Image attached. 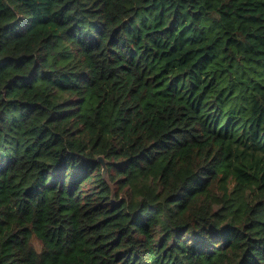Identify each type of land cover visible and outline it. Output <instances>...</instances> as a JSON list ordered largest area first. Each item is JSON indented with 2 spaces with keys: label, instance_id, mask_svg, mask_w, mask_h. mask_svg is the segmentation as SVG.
<instances>
[{
  "label": "trees",
  "instance_id": "1",
  "mask_svg": "<svg viewBox=\"0 0 264 264\" xmlns=\"http://www.w3.org/2000/svg\"><path fill=\"white\" fill-rule=\"evenodd\" d=\"M0 264H264V0H0Z\"/></svg>",
  "mask_w": 264,
  "mask_h": 264
},
{
  "label": "water",
  "instance_id": "2",
  "mask_svg": "<svg viewBox=\"0 0 264 264\" xmlns=\"http://www.w3.org/2000/svg\"><path fill=\"white\" fill-rule=\"evenodd\" d=\"M98 161L102 165V168H103L102 173H103V176H104L105 180L110 184L109 177H108V168H107V163L108 162H107V160L105 159L104 156H100L98 158ZM110 185L113 188V185L112 184H110ZM112 196H113V194H112Z\"/></svg>",
  "mask_w": 264,
  "mask_h": 264
}]
</instances>
